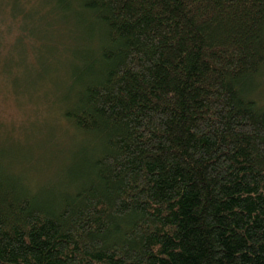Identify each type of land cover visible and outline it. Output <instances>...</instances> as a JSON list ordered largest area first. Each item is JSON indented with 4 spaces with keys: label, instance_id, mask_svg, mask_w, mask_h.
Here are the masks:
<instances>
[{
    "label": "trees",
    "instance_id": "16d2710c",
    "mask_svg": "<svg viewBox=\"0 0 264 264\" xmlns=\"http://www.w3.org/2000/svg\"><path fill=\"white\" fill-rule=\"evenodd\" d=\"M17 20L75 140H0V264H264V0H0L2 42Z\"/></svg>",
    "mask_w": 264,
    "mask_h": 264
},
{
    "label": "rangeland",
    "instance_id": "374dc122",
    "mask_svg": "<svg viewBox=\"0 0 264 264\" xmlns=\"http://www.w3.org/2000/svg\"><path fill=\"white\" fill-rule=\"evenodd\" d=\"M35 6L36 3L29 6V10ZM6 16L11 17L10 10L6 12ZM16 24L20 29H27L32 33L25 31V38L18 42L11 41L8 35L5 36L7 41L2 42L1 35L5 33H0V140L4 135L13 137V141L17 139L22 145L15 144V146L23 149V155L26 153V156L32 159L49 153L50 150L52 152L54 149H57L56 151L60 149L58 158L59 161H63L67 157L66 148L74 142L75 138L70 135L67 137L69 143L66 142L67 145L65 142L62 143L64 128L62 126L64 125L57 116H54L58 108L50 103L55 95L50 94L52 87V74L50 73L52 63L49 60L51 45L45 39L44 34L41 36L45 27H32L31 29L25 20H17ZM0 30L12 31L11 29L6 30L4 25L0 26ZM36 33L40 35L37 36ZM61 55V53L55 54L59 64L63 60ZM4 63H6L5 68L8 67L11 70L10 75L3 74ZM57 66L60 65L57 64ZM257 79L260 86L257 93L260 92L259 96L263 98L261 101L264 103V74ZM42 98H45V102L41 101ZM51 105L52 108H50ZM53 155L55 156V152ZM48 160L47 156L41 157L38 162L28 160L32 164L29 173L31 175L40 173L35 175L39 184L49 177L52 179L50 174L53 168L48 166ZM20 164L23 167L21 170L27 169L30 165H25L26 159L23 157L20 159Z\"/></svg>",
    "mask_w": 264,
    "mask_h": 264
}]
</instances>
